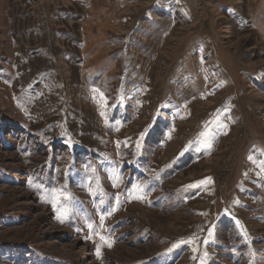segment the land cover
Masks as SVG:
<instances>
[{"label":"rangeland","instance_id":"374dc122","mask_svg":"<svg viewBox=\"0 0 264 264\" xmlns=\"http://www.w3.org/2000/svg\"><path fill=\"white\" fill-rule=\"evenodd\" d=\"M0 264H264V0H0Z\"/></svg>","mask_w":264,"mask_h":264},{"label":"snow or ice","instance_id":"6c2138e0","mask_svg":"<svg viewBox=\"0 0 264 264\" xmlns=\"http://www.w3.org/2000/svg\"><path fill=\"white\" fill-rule=\"evenodd\" d=\"M208 135H210V133L207 132V131H206L205 133L202 134V136H204L205 138H207ZM100 239H101V240H104L105 238H104L103 236H101ZM109 246H111V245H109Z\"/></svg>","mask_w":264,"mask_h":264},{"label":"crops","instance_id":"0c3cea01","mask_svg":"<svg viewBox=\"0 0 264 264\" xmlns=\"http://www.w3.org/2000/svg\"><path fill=\"white\" fill-rule=\"evenodd\" d=\"M263 3V2H262ZM261 21V20H260Z\"/></svg>","mask_w":264,"mask_h":264}]
</instances>
